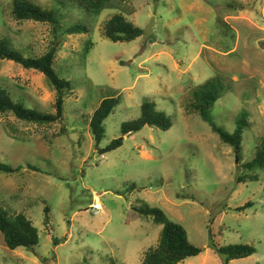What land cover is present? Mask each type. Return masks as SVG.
<instances>
[{"label":"rangeland","instance_id":"1","mask_svg":"<svg viewBox=\"0 0 264 264\" xmlns=\"http://www.w3.org/2000/svg\"><path fill=\"white\" fill-rule=\"evenodd\" d=\"M13 1L0 0V38L25 56L54 45L53 69L70 90L52 124L0 113V163L21 167L0 171V206L24 213L39 234L34 250H11L0 232V264H141L162 228L131 216L145 206L162 209L202 248L178 264H223L210 241L255 247L229 264H264V167H244L264 135V0H115L99 13L75 0H29L59 12L56 34L49 24L12 18ZM115 13L142 35L129 42L105 37ZM73 24L88 30L66 34ZM213 78L223 89L209 109L212 121L232 133L246 120L239 151L195 108L192 92ZM0 88L26 107L55 112V89L37 70L1 60ZM111 96L120 104L96 145L90 117ZM145 101L165 113L170 128L146 125L100 153ZM248 201L251 207L235 210Z\"/></svg>","mask_w":264,"mask_h":264},{"label":"trees","instance_id":"2","mask_svg":"<svg viewBox=\"0 0 264 264\" xmlns=\"http://www.w3.org/2000/svg\"><path fill=\"white\" fill-rule=\"evenodd\" d=\"M113 1L115 0H75L78 7L82 5L91 13L101 12L103 9L109 7ZM154 1L158 2L160 0ZM11 14L12 18L17 21L32 20L49 24L52 26L55 34L58 33L59 26H61V15L56 9H45L29 0H14ZM87 30V27L83 24H73L68 26L65 33L70 35L80 34L85 33ZM142 33L143 30L141 28L127 21L120 13L113 14L103 26V35L115 42H129L141 36ZM87 43L89 44V41ZM87 47L89 48L90 45L86 46L88 51ZM56 49L53 45L40 56H25L13 46L10 38H0V61L10 60L21 65L23 68L41 72L55 89V112L48 113L26 107L23 102L14 101L5 89L0 88V113L10 112L19 120L37 125L52 124L62 118L64 97L66 92L70 90V83L65 78L58 76L53 69ZM222 89L223 87H220L217 78L204 82L198 89L192 92L195 108L198 115L210 124L212 131L219 135L222 142L229 144L234 150L239 151L242 134L247 125L244 117L242 116L236 121V128L232 133H227L217 126L209 115V109L219 98ZM119 104V96L106 97L100 101L93 111L89 121V129L96 145H99L105 135V119ZM146 125L166 131L170 128L171 122L164 112L157 110L154 104L145 101L140 106L139 117L121 123V136L111 140L107 146L100 148L99 152L105 153L121 146L125 135L137 132ZM260 140L261 143L257 147L255 156L250 161L244 163L246 169L264 167V135L260 137ZM27 167L32 168L31 165ZM20 169V166L12 167L0 163V171L5 173H13ZM251 206V201H248L243 206L235 208V210L242 211ZM45 210L49 211L48 208H45ZM135 215H139L136 218L151 219L155 224L162 226L157 245L145 252L141 264H178L202 252V248L195 246L188 240L183 226L172 221L162 209L149 206L140 207L131 216L134 217ZM0 232L3 235L5 246L11 250L20 247L26 250H34L39 242L38 229L24 213L9 214L1 206ZM210 247L223 258V264H229L233 259L251 256L256 251L255 247L249 244H230L217 247L210 241Z\"/></svg>","mask_w":264,"mask_h":264},{"label":"water","instance_id":"3","mask_svg":"<svg viewBox=\"0 0 264 264\" xmlns=\"http://www.w3.org/2000/svg\"><path fill=\"white\" fill-rule=\"evenodd\" d=\"M150 28H151V27H150V25H149V26L147 27V32L150 31Z\"/></svg>","mask_w":264,"mask_h":264},{"label":"crops","instance_id":"4","mask_svg":"<svg viewBox=\"0 0 264 264\" xmlns=\"http://www.w3.org/2000/svg\"><path fill=\"white\" fill-rule=\"evenodd\" d=\"M181 263V262H180Z\"/></svg>","mask_w":264,"mask_h":264}]
</instances>
